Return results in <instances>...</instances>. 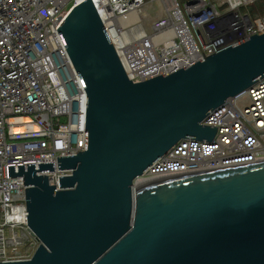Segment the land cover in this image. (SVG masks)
Masks as SVG:
<instances>
[{
  "label": "water",
  "instance_id": "1",
  "mask_svg": "<svg viewBox=\"0 0 264 264\" xmlns=\"http://www.w3.org/2000/svg\"><path fill=\"white\" fill-rule=\"evenodd\" d=\"M85 88L84 150L8 166L24 177L30 260L0 264H264V160L142 177L181 140L212 143L211 112L264 78V34L133 82L91 0L57 30ZM138 179V180H137Z\"/></svg>",
  "mask_w": 264,
  "mask_h": 264
},
{
  "label": "built area",
  "instance_id": "2",
  "mask_svg": "<svg viewBox=\"0 0 264 264\" xmlns=\"http://www.w3.org/2000/svg\"><path fill=\"white\" fill-rule=\"evenodd\" d=\"M85 1L0 0V262L30 260L39 247L28 226L24 177H9L8 166L54 163L55 171L41 174L59 187L71 171H60L58 158L84 150L85 88L57 30ZM260 1L92 0L136 83L261 35L264 13L250 10ZM203 125L217 128L212 143L181 140L143 178L264 160V78Z\"/></svg>",
  "mask_w": 264,
  "mask_h": 264
},
{
  "label": "trees",
  "instance_id": "3",
  "mask_svg": "<svg viewBox=\"0 0 264 264\" xmlns=\"http://www.w3.org/2000/svg\"><path fill=\"white\" fill-rule=\"evenodd\" d=\"M181 1H187V0H181ZM255 5V6H254ZM253 6L254 7H256L257 5V10H255V11H253L252 9H250L251 10V12H253V13H256V12H261V11H263L264 10V0L263 1H260V2H258V3H256V4H254ZM252 8V7H251ZM262 13V12H261Z\"/></svg>",
  "mask_w": 264,
  "mask_h": 264
},
{
  "label": "bare ground",
  "instance_id": "4",
  "mask_svg": "<svg viewBox=\"0 0 264 264\" xmlns=\"http://www.w3.org/2000/svg\"><path fill=\"white\" fill-rule=\"evenodd\" d=\"M92 1V0H91ZM82 4V3H81ZM94 4V3H93ZM94 6H95V8L97 9V6L94 4ZM98 11V10H97ZM126 20H128V19H126ZM123 21V18L122 19H120L118 22L120 23V22H122ZM262 34H264V33H262ZM182 66H184V63H182V64H175L174 65V67H182ZM146 76H148V75H144V77H146ZM162 76H164V75H162ZM151 79V78H150ZM257 98H259V97H257ZM209 127H211V126H209ZM171 151V150H170ZM169 151V152H170ZM140 178H143V176L142 177H139L138 179H140ZM137 179V180H138Z\"/></svg>",
  "mask_w": 264,
  "mask_h": 264
},
{
  "label": "rangeland",
  "instance_id": "5",
  "mask_svg": "<svg viewBox=\"0 0 264 264\" xmlns=\"http://www.w3.org/2000/svg\"><path fill=\"white\" fill-rule=\"evenodd\" d=\"M254 6H255V5H254ZM254 6H252V8H251L253 11L257 10V6H258V5H257L256 7H254ZM261 12L264 13V10L261 11ZM261 12L258 11V12H256V14H257V13H261ZM252 14L254 15L253 12H252Z\"/></svg>",
  "mask_w": 264,
  "mask_h": 264
}]
</instances>
